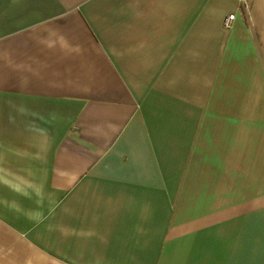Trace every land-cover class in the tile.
<instances>
[{"label": "crops", "instance_id": "crops-1", "mask_svg": "<svg viewBox=\"0 0 264 264\" xmlns=\"http://www.w3.org/2000/svg\"><path fill=\"white\" fill-rule=\"evenodd\" d=\"M0 264H264V0H0Z\"/></svg>", "mask_w": 264, "mask_h": 264}, {"label": "built area", "instance_id": "built-area-1", "mask_svg": "<svg viewBox=\"0 0 264 264\" xmlns=\"http://www.w3.org/2000/svg\"><path fill=\"white\" fill-rule=\"evenodd\" d=\"M249 1L250 0H237V9L241 11L243 14H246L248 12L249 8ZM235 18V14L231 13L229 14L224 20H223V27L225 29H229L231 27V24Z\"/></svg>", "mask_w": 264, "mask_h": 264}]
</instances>
